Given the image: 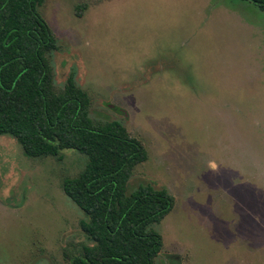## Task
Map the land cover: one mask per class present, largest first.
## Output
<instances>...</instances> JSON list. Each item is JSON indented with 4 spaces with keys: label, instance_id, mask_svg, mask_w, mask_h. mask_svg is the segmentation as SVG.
I'll return each instance as SVG.
<instances>
[{
    "label": "rangeland",
    "instance_id": "obj_1",
    "mask_svg": "<svg viewBox=\"0 0 264 264\" xmlns=\"http://www.w3.org/2000/svg\"><path fill=\"white\" fill-rule=\"evenodd\" d=\"M54 83L119 120L147 159L129 188L174 197L155 264H264V10L242 0H44ZM30 159L0 135V264H70L84 214L63 192L85 157ZM128 188V191H129Z\"/></svg>",
    "mask_w": 264,
    "mask_h": 264
},
{
    "label": "trees",
    "instance_id": "obj_2",
    "mask_svg": "<svg viewBox=\"0 0 264 264\" xmlns=\"http://www.w3.org/2000/svg\"><path fill=\"white\" fill-rule=\"evenodd\" d=\"M248 1L264 10V0ZM44 0H0V135L13 137L30 158L85 157L75 176L63 177L64 194L84 214L82 244L70 264H155L163 244L154 225L174 197L150 183L129 188L135 167L147 159L141 142L119 120L90 116L88 94L69 74L54 83L50 54L58 41L40 13ZM129 188V191H128Z\"/></svg>",
    "mask_w": 264,
    "mask_h": 264
}]
</instances>
